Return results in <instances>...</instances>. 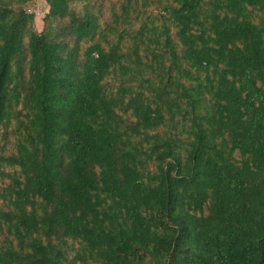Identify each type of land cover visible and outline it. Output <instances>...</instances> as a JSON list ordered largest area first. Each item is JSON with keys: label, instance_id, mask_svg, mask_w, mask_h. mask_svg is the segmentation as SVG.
Listing matches in <instances>:
<instances>
[{"label": "trees", "instance_id": "1", "mask_svg": "<svg viewBox=\"0 0 264 264\" xmlns=\"http://www.w3.org/2000/svg\"><path fill=\"white\" fill-rule=\"evenodd\" d=\"M46 2L0 0V264H264V0Z\"/></svg>", "mask_w": 264, "mask_h": 264}, {"label": "rangeland", "instance_id": "2", "mask_svg": "<svg viewBox=\"0 0 264 264\" xmlns=\"http://www.w3.org/2000/svg\"><path fill=\"white\" fill-rule=\"evenodd\" d=\"M155 0H131V2L124 6L126 0H69V6L75 12L81 14L84 10H88L96 15L100 26L103 28L112 29L114 35V27L118 26V30L125 26L133 25L136 30L142 26H154L158 24L161 18L160 7ZM17 9L22 8L27 13L34 14L33 26L40 33L46 35L48 39L55 38L56 40L62 38L63 22L55 19L52 22L54 28L50 31L51 21L45 22L44 17L49 13V7L46 0H13ZM127 7V8H125ZM159 7V8H158ZM123 10L125 12H123ZM124 13H127L125 21ZM254 19H258L264 15V10H254L252 12ZM119 21V24L116 23ZM59 25V26H58ZM118 33L115 35L117 36ZM113 36H111L112 38ZM26 40V38H25ZM116 78L109 75L105 79V85H114ZM15 121L8 127V135L2 136L3 129H0V154H7L15 151L17 138L15 131ZM12 132V133H11ZM9 179H0V185H5ZM77 247V244H75Z\"/></svg>", "mask_w": 264, "mask_h": 264}]
</instances>
